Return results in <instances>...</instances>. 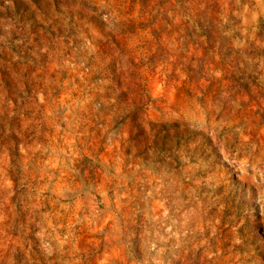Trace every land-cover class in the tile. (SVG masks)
I'll use <instances>...</instances> for the list:
<instances>
[{
	"label": "rangeland",
	"instance_id": "rangeland-1",
	"mask_svg": "<svg viewBox=\"0 0 264 264\" xmlns=\"http://www.w3.org/2000/svg\"><path fill=\"white\" fill-rule=\"evenodd\" d=\"M0 264H264V0H0Z\"/></svg>",
	"mask_w": 264,
	"mask_h": 264
}]
</instances>
